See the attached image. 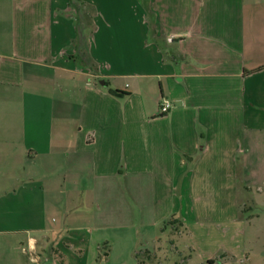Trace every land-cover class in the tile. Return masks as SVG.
I'll return each mask as SVG.
<instances>
[{"label":"crops","instance_id":"obj_1","mask_svg":"<svg viewBox=\"0 0 264 264\" xmlns=\"http://www.w3.org/2000/svg\"><path fill=\"white\" fill-rule=\"evenodd\" d=\"M80 1L0 0V264H144L262 177L264 0Z\"/></svg>","mask_w":264,"mask_h":264},{"label":"rangeland","instance_id":"obj_2","mask_svg":"<svg viewBox=\"0 0 264 264\" xmlns=\"http://www.w3.org/2000/svg\"><path fill=\"white\" fill-rule=\"evenodd\" d=\"M78 1L84 5L83 11L90 9ZM259 173L262 177L248 179V191L240 194V201H244L237 209H196L189 216V224L181 225L178 231L164 225L170 215L154 243L150 239L135 242L137 249L148 246L153 253L140 260L144 264H264V170ZM132 212L134 219H141L137 210ZM135 233L136 237L140 234ZM144 234L151 232L145 229Z\"/></svg>","mask_w":264,"mask_h":264},{"label":"trees","instance_id":"obj_3","mask_svg":"<svg viewBox=\"0 0 264 264\" xmlns=\"http://www.w3.org/2000/svg\"><path fill=\"white\" fill-rule=\"evenodd\" d=\"M90 8V7H89ZM90 9L88 11H86V14L89 15L90 14ZM110 93L112 95H114L115 97H118V98H123L125 96H127L128 94L127 93H124V92H121V91H110ZM164 225H171V226H174L175 230L178 231L179 228L181 227V221L176 217V215H172L171 218L169 219L168 222H166Z\"/></svg>","mask_w":264,"mask_h":264},{"label":"built area","instance_id":"obj_4","mask_svg":"<svg viewBox=\"0 0 264 264\" xmlns=\"http://www.w3.org/2000/svg\"><path fill=\"white\" fill-rule=\"evenodd\" d=\"M171 108L170 102L168 100H162L159 106L160 114H166Z\"/></svg>","mask_w":264,"mask_h":264}]
</instances>
